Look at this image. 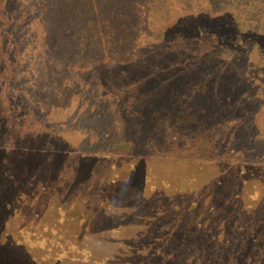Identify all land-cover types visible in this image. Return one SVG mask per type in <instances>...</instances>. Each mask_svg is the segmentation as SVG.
I'll list each match as a JSON object with an SVG mask.
<instances>
[{"label": "rangeland", "instance_id": "1", "mask_svg": "<svg viewBox=\"0 0 264 264\" xmlns=\"http://www.w3.org/2000/svg\"><path fill=\"white\" fill-rule=\"evenodd\" d=\"M207 1L0 0V264H124L264 156V0Z\"/></svg>", "mask_w": 264, "mask_h": 264}, {"label": "trees", "instance_id": "2", "mask_svg": "<svg viewBox=\"0 0 264 264\" xmlns=\"http://www.w3.org/2000/svg\"><path fill=\"white\" fill-rule=\"evenodd\" d=\"M19 1L13 0V4ZM42 1L31 0V4ZM203 1L206 7L211 6ZM50 4L64 9L71 19L87 24L88 12L93 8L92 0H49ZM84 27L93 30L92 26ZM133 32L146 36L142 27ZM255 159L251 170L239 164L238 169L222 170L216 180L208 181L209 200L201 199L200 191L194 192L196 200L190 206L193 211L188 220L173 219L172 224L164 222L163 231L136 236L132 255L127 254L131 257L124 264H264V156L256 155ZM216 183L221 192L218 196L213 192L217 186L212 184ZM84 251L93 257L88 248ZM29 259L26 261L31 263Z\"/></svg>", "mask_w": 264, "mask_h": 264}, {"label": "water", "instance_id": "3", "mask_svg": "<svg viewBox=\"0 0 264 264\" xmlns=\"http://www.w3.org/2000/svg\"><path fill=\"white\" fill-rule=\"evenodd\" d=\"M131 146V143L130 142H124V143H117L115 145V147L117 148H123V149H127Z\"/></svg>", "mask_w": 264, "mask_h": 264}]
</instances>
